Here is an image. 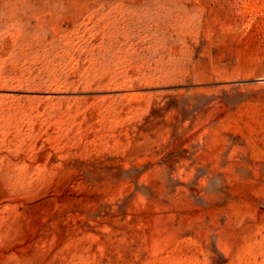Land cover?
Returning a JSON list of instances; mask_svg holds the SVG:
<instances>
[{
  "label": "rangeland",
  "instance_id": "obj_1",
  "mask_svg": "<svg viewBox=\"0 0 264 264\" xmlns=\"http://www.w3.org/2000/svg\"><path fill=\"white\" fill-rule=\"evenodd\" d=\"M0 6V264H264V0Z\"/></svg>",
  "mask_w": 264,
  "mask_h": 264
},
{
  "label": "bare ground",
  "instance_id": "obj_2",
  "mask_svg": "<svg viewBox=\"0 0 264 264\" xmlns=\"http://www.w3.org/2000/svg\"><path fill=\"white\" fill-rule=\"evenodd\" d=\"M0 8H1V6H0ZM4 8V7H3ZM3 10V9H2Z\"/></svg>",
  "mask_w": 264,
  "mask_h": 264
}]
</instances>
